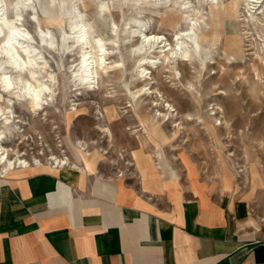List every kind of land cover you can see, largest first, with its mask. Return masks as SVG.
I'll return each instance as SVG.
<instances>
[{
	"label": "rangeland",
	"instance_id": "1",
	"mask_svg": "<svg viewBox=\"0 0 264 264\" xmlns=\"http://www.w3.org/2000/svg\"><path fill=\"white\" fill-rule=\"evenodd\" d=\"M257 1L0 0V42L12 23L26 30L29 38L17 36L15 48L22 58V47L34 49V75L49 87L47 105L34 114L18 82L4 90L0 81L2 145L9 156L15 149L30 164L33 157L45 164L51 154L74 163L73 144L80 140L90 150L89 161L97 158L93 170L98 166L115 177L133 171L142 148L154 162L168 154L218 196L242 203L249 222L264 227V80L255 81L252 68L264 73V0ZM77 20L87 44L78 41ZM188 27L198 48L187 37ZM143 35L159 39L143 44ZM178 43L188 58L175 49ZM82 55L91 61L90 77L80 71ZM5 58L0 53V76L30 77L31 66L15 71ZM145 88L132 109L131 92ZM161 102L176 114L160 121L163 133L178 122L181 129L167 145L157 141L162 150L156 151L139 129L141 120L166 111ZM211 107L221 110L211 115ZM215 117L226 124L218 125Z\"/></svg>",
	"mask_w": 264,
	"mask_h": 264
},
{
	"label": "crops",
	"instance_id": "2",
	"mask_svg": "<svg viewBox=\"0 0 264 264\" xmlns=\"http://www.w3.org/2000/svg\"><path fill=\"white\" fill-rule=\"evenodd\" d=\"M140 151L121 177L78 162L0 177V264H264L242 203Z\"/></svg>",
	"mask_w": 264,
	"mask_h": 264
},
{
	"label": "bare ground",
	"instance_id": "3",
	"mask_svg": "<svg viewBox=\"0 0 264 264\" xmlns=\"http://www.w3.org/2000/svg\"><path fill=\"white\" fill-rule=\"evenodd\" d=\"M250 2H251V4L256 5L258 1L257 0H250ZM6 21H8V20H6ZM251 22H252V20H251ZM10 23H12V21ZM73 25L77 29L76 33L78 34V41H82V42L86 43V41H87L86 32H85L84 26L82 25V22L77 20V21H75L73 23ZM39 31H40V29H39ZM140 31H142V29ZM45 32L41 31L40 34H43ZM141 33H143V32H141ZM24 35H27V37H28V32L26 30L21 29L20 27L14 26L13 23H12L10 26L7 27L5 37L0 42V53L4 54V56H6V58H5L6 61L11 65L12 69H14L15 71L16 70H23L24 67H27V65L31 66L30 71L28 70V72H29L28 75H30V77L26 79V78H21L19 76L16 79V81H15V80L12 79V77L10 75L5 73V74H2L0 76V81H1V84H2V87L4 88V90L13 87L14 84L18 82L21 85L19 87H21V90L23 92L22 95L26 96V98L29 99L30 111L32 113H34V114H39V112L44 109V105H47V102H48V98L47 97L49 96V94H46V93L49 90V87H48V84H46L44 82V79H43V81H41L38 78H36V76L34 75V71L35 70H33V68L39 66V65L36 66V64H37L36 63L37 61L35 60L36 57H33V55H31L32 51L34 49L28 44H26L24 47H22V49L26 51V55H25L26 59H25V58L21 57V55L18 53V51L15 48V45H14L13 41L15 40V42H18L17 36H24ZM196 36H197V34H196ZM187 37L194 42V45H192L194 48H198L199 47V44H198V42L196 40L197 37L195 38V34L192 31V27H188ZM22 38L24 39V37H22ZM150 39H159V36H156V35H153V36L143 35V39H142V41L140 43L144 44V42H148ZM30 41H31V39H30ZM97 41H98V43H96V44H98L97 45L98 49L99 48L101 49L102 45H101V43L99 44L100 41L98 39H97ZM212 41H214V39ZM87 43H88V41H87ZM140 46H141V44H140ZM176 47L177 48H175V49L180 51V55L181 56H187V58H188V50L187 49L186 50L184 48L182 49V47L179 46V43H178V45H176ZM196 51H197V49H196ZM176 53H177V51H176ZM177 55H178V53H177ZM97 56H98V60L102 58V56L100 54H98V53H97ZM89 62H91V61H89V58L86 57L85 55L80 60V65H81L80 67L81 68L80 67L79 68H80V71H81V69H83L82 71L84 72V75L81 74L83 76V78L91 76V69L89 68V64H91V63H89ZM44 65L45 64L43 63V66ZM40 68H41V66H40ZM252 68H253L255 81L260 79V78L262 80H264V73H262L260 71V69H258L255 66H252ZM36 71H37V69H36ZM92 73H94V72H92ZM38 75H39V73H38ZM81 82H82V80H81ZM262 83H264V81H262ZM145 90H146V88L145 89H141L140 91H138V93H141V94H136L135 92L134 93L131 92L130 95H131L132 99L134 100L132 109H136L137 108V100H136V98L137 97L139 98V96L144 95ZM131 102H132V100H131ZM161 104H162V102H161ZM154 105L160 106V104L158 102H154ZM162 107H163L162 110H164V111L166 110L165 112H163V113L156 112L155 115L151 117V119L147 118V119H145V121L141 120V124L143 126H142L141 129H139V130H142V133L145 135V137L148 138V140L152 141V143L154 145V150H156V151L157 150H162V148H160L158 146L157 141H161L162 143L167 145L169 143V139H171L172 137L176 136V132L181 129V127L179 126L180 123L178 122V124H176V123L173 124V129L168 134L163 133V129H162L160 121L161 120L168 121L171 118H173L176 114H174L175 109H172L169 104L166 105V106L163 105L160 108H162ZM165 107H167V108H165ZM217 109L221 110L220 107H211V110H212V111H210L211 115L212 114L215 115L217 112H219V110H217ZM134 111H136V110H134ZM184 118L186 120H190V121L193 120V118L189 114L185 115ZM215 122L218 123V125L222 124V123L226 124V122L225 121L222 122V119L219 118V117H215ZM139 130H137L136 132L137 133L140 132ZM159 134H160V136H159ZM3 139H4V132L2 130H0V177H5L6 172H8L9 170H13V171H15V170L20 171L21 170V171H24V170H26L27 167L30 168L31 166H32V168H37V169H39L41 167L42 168L51 169V168H54V167H57V166H64L66 164H71V162H69V158L67 156L58 157V156H55L54 154H51V156H49L50 157L49 161L46 162L45 164L41 163L40 160L37 159L36 157L32 158V160H33L32 162L33 163L30 164V162L28 160H26L19 153V151L15 150V149H12L13 153L11 154V156H9L10 155L9 150L6 147H4L2 145V143H1ZM73 146H74V150L76 152V157L78 158V161H76V162L80 163V165H82V166H86L87 169H89V170L93 169V167L95 166V164L97 162V158L92 159L91 161H89L88 156L90 155V150L87 148V144L82 142V141H80V140H77L73 144ZM142 150L145 152L144 148H142ZM147 155L150 158H153V154L149 153ZM229 155H231V154H229ZM74 165H75V163H74Z\"/></svg>",
	"mask_w": 264,
	"mask_h": 264
}]
</instances>
